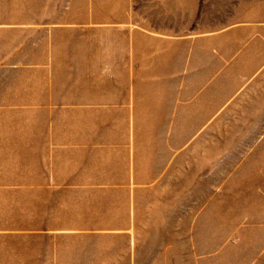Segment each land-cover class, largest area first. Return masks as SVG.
I'll list each match as a JSON object with an SVG mask.
<instances>
[{
    "label": "rangeland",
    "instance_id": "obj_1",
    "mask_svg": "<svg viewBox=\"0 0 264 264\" xmlns=\"http://www.w3.org/2000/svg\"><path fill=\"white\" fill-rule=\"evenodd\" d=\"M0 264H264V0H0Z\"/></svg>",
    "mask_w": 264,
    "mask_h": 264
},
{
    "label": "crops",
    "instance_id": "obj_2",
    "mask_svg": "<svg viewBox=\"0 0 264 264\" xmlns=\"http://www.w3.org/2000/svg\"><path fill=\"white\" fill-rule=\"evenodd\" d=\"M231 98H232V94H228V95H226L225 100L222 101L221 103H223V105H224V104H227V103L230 101ZM217 103L220 104V102H218V101H217ZM223 105H222V106H223ZM220 109H221V107H219L218 110H220ZM218 110L215 109V110L212 112V114L216 113ZM203 125H204V124L200 125L199 127H202ZM250 126H254V125H253V124H250L249 127H250Z\"/></svg>",
    "mask_w": 264,
    "mask_h": 264
}]
</instances>
